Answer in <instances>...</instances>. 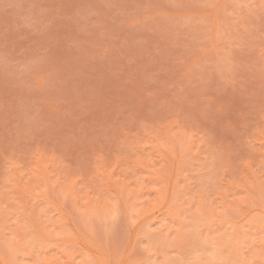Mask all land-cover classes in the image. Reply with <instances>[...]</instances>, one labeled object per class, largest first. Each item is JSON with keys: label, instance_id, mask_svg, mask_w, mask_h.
<instances>
[{"label": "clouds", "instance_id": "1", "mask_svg": "<svg viewBox=\"0 0 264 264\" xmlns=\"http://www.w3.org/2000/svg\"><path fill=\"white\" fill-rule=\"evenodd\" d=\"M82 19L134 25L142 58L98 66ZM34 146L73 179L38 210L0 200V264H264V222L233 259L248 237L209 231L238 205L208 199L247 161L264 208V0H0V161Z\"/></svg>", "mask_w": 264, "mask_h": 264}, {"label": "rangeland", "instance_id": "2", "mask_svg": "<svg viewBox=\"0 0 264 264\" xmlns=\"http://www.w3.org/2000/svg\"><path fill=\"white\" fill-rule=\"evenodd\" d=\"M96 22L89 19H82L76 28L69 27L66 31L77 40L80 45L91 48L98 54V66L103 67L107 63L120 60L122 56H141L135 48H124L122 42L133 34H139V29L127 21L123 23H106L102 27H93ZM153 43H160L161 38L157 34L152 35ZM182 49L177 50L181 52ZM58 153L49 147L34 146L31 151L20 159L11 158L9 161H0V176L9 177L7 183H3L0 192L4 195L0 197L4 203L10 207H23L25 210L31 207H45L53 191L54 184L58 187V182L68 183L72 177L65 180L60 174L61 161L57 159ZM108 160L115 162V155L109 153ZM123 161L115 162L111 171L114 176L120 175ZM255 168V163L252 164ZM9 169L11 171H9ZM43 171V176L41 172ZM143 169H137L142 172ZM255 174L247 167V161L243 164L235 165L224 173L225 181L217 191H213L208 199L215 197L213 203L232 202L238 205V209L228 216H219L212 222L209 236L213 238V243L219 245L235 246V242L245 236L248 239L245 246L252 245L248 251L238 248L233 259H243L249 257L253 250L259 249V242H253L251 237L260 236V225L264 222V208L260 205L259 193L249 187ZM191 176V173H190ZM46 177V179H44ZM202 183H211L215 177L210 174L200 176ZM181 182H183L181 180ZM80 181H75L74 186H78ZM191 195V193H189ZM229 237L232 239L229 240ZM146 242V241H145ZM46 256L59 255L58 250L49 249ZM156 259H163V255H157Z\"/></svg>", "mask_w": 264, "mask_h": 264}]
</instances>
